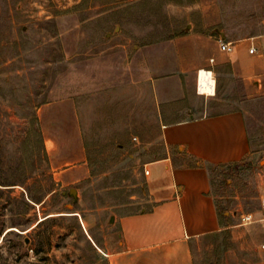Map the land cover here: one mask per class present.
I'll return each mask as SVG.
<instances>
[{
    "label": "rangeland",
    "instance_id": "obj_1",
    "mask_svg": "<svg viewBox=\"0 0 264 264\" xmlns=\"http://www.w3.org/2000/svg\"><path fill=\"white\" fill-rule=\"evenodd\" d=\"M203 15L231 38L264 32V0H0V264H109L116 216L151 206L142 162L164 155L161 124L199 109L243 111L251 153L211 168L229 227L194 240V262L264 264V226L255 214L242 219L264 193V78L259 89L247 84L231 70L236 55L225 53L223 63L203 67L213 70L216 95L194 97L186 71L224 53L215 39L187 37ZM181 88L187 103L164 117L161 96L179 97ZM69 97L89 176L65 184L31 130L40 127V106Z\"/></svg>",
    "mask_w": 264,
    "mask_h": 264
},
{
    "label": "crops",
    "instance_id": "obj_2",
    "mask_svg": "<svg viewBox=\"0 0 264 264\" xmlns=\"http://www.w3.org/2000/svg\"><path fill=\"white\" fill-rule=\"evenodd\" d=\"M201 22L197 18L190 21L187 37H195L197 41L215 39L218 49L224 53L194 64L190 75V71H186L187 82L191 78L194 97L205 95L199 89L200 72L196 75L195 70L218 66L223 63L225 53L236 55L230 59L231 70L237 76L252 87L261 88L258 82L264 78V32L231 38L217 28L220 21L211 23V19L203 15ZM219 38L231 42L232 50L222 51ZM252 46L256 48L254 53L249 52ZM177 83L173 81V87H177ZM160 85L164 86L159 84L158 87ZM215 95L216 83L210 96ZM161 98L160 104H166L164 109L160 108L161 115L170 118L174 116V110L169 106L182 99L186 102L187 97L181 88L179 97ZM199 112L200 109L196 115L181 116L183 119L179 121L161 124L158 140L165 147V153L142 162L146 195L151 206L116 216L118 247L108 252L109 264H195L194 240L229 227L225 219H221L212 194L211 168L239 163L251 153L245 114L238 109ZM38 117L54 179L68 184L87 178L89 168L84 133L74 99L69 97L44 104L38 109ZM64 150L75 153L62 154ZM53 158H63V163L55 165ZM261 197L260 208L250 214L253 217L255 214L264 226V193Z\"/></svg>",
    "mask_w": 264,
    "mask_h": 264
},
{
    "label": "bare ground",
    "instance_id": "obj_3",
    "mask_svg": "<svg viewBox=\"0 0 264 264\" xmlns=\"http://www.w3.org/2000/svg\"><path fill=\"white\" fill-rule=\"evenodd\" d=\"M199 89L205 94L211 95L214 93L215 79L212 71L201 69L199 74Z\"/></svg>",
    "mask_w": 264,
    "mask_h": 264
},
{
    "label": "trees",
    "instance_id": "obj_4",
    "mask_svg": "<svg viewBox=\"0 0 264 264\" xmlns=\"http://www.w3.org/2000/svg\"><path fill=\"white\" fill-rule=\"evenodd\" d=\"M32 134L35 136V140H36L37 145H38L39 154L42 157H44V159H47V152H46V148H45L43 134H42V131L38 125L35 124V127L31 130V135ZM51 190L53 191L54 189L52 188ZM52 191H50V192H52ZM31 200L35 203H38V204L40 202H42V198L35 197V196H31ZM45 220H43V221H45Z\"/></svg>",
    "mask_w": 264,
    "mask_h": 264
},
{
    "label": "built area",
    "instance_id": "obj_5",
    "mask_svg": "<svg viewBox=\"0 0 264 264\" xmlns=\"http://www.w3.org/2000/svg\"><path fill=\"white\" fill-rule=\"evenodd\" d=\"M219 46H220V49L222 51H231L232 50V43L228 42V41H225L222 38H219ZM255 51H256V48L254 46H252L249 49L250 53H254ZM211 61H214V59L211 58ZM145 172H147V170ZM242 219H243V221H252L253 220V216L251 214L243 215Z\"/></svg>",
    "mask_w": 264,
    "mask_h": 264
}]
</instances>
